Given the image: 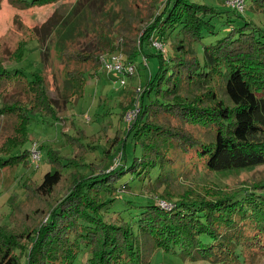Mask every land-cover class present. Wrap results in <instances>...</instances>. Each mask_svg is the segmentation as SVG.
<instances>
[{
    "label": "trees",
    "instance_id": "obj_1",
    "mask_svg": "<svg viewBox=\"0 0 264 264\" xmlns=\"http://www.w3.org/2000/svg\"><path fill=\"white\" fill-rule=\"evenodd\" d=\"M16 1L26 6L57 0ZM88 1L94 9L84 5V13L62 30L60 56L71 59L66 52L72 47L74 58L91 62L93 72L100 55L112 51H121L124 61L139 52L160 58L131 125L142 153L90 175L63 174L59 167L45 171L35 190L52 197L64 183L65 192L28 209L25 197L15 199L9 218L16 210L35 214L52 203L44 221L30 215L27 243L0 224V264H72L81 250L87 252L84 264H145L154 247L185 259L248 264L249 255L264 252V178L173 201L164 192L148 198L121 191H133L136 179L155 190L200 166L197 157L209 170L264 165V26L241 13L245 6L227 2L229 9L195 0ZM243 1L264 11V0ZM90 33L94 47L86 50L79 37ZM169 36L174 50L166 56L151 38ZM88 71L66 63L54 97L41 70L8 67L0 59V166L26 161L28 150L14 154L13 148L26 138L32 114L57 118L58 108L80 95ZM152 89L156 96L146 101ZM49 157L58 164L55 151ZM118 198L122 204L110 207Z\"/></svg>",
    "mask_w": 264,
    "mask_h": 264
},
{
    "label": "rangeland",
    "instance_id": "obj_2",
    "mask_svg": "<svg viewBox=\"0 0 264 264\" xmlns=\"http://www.w3.org/2000/svg\"><path fill=\"white\" fill-rule=\"evenodd\" d=\"M195 1L206 2L221 9L231 8L225 0ZM84 5H89L93 9L95 7L94 3L88 0H57L26 6H23L21 1L0 0V59L4 64L8 67L22 68L27 72L41 70L42 75L49 82L50 93L54 97L57 96L56 85L62 84L66 63L89 70L80 95L73 97L64 107L58 108L57 118L42 113L32 114L26 127V138L13 148L14 154L28 150L26 161H19L16 165L0 166V224H8L10 227L8 231L20 234L18 240L26 243L24 232L27 231L26 224L30 220V215L36 216V221L37 219L44 221L50 204L65 192L64 183L52 194V197L44 196L35 190L36 183L45 171L59 167L63 174L75 172L90 175L100 169L119 166L124 162L125 157L129 161L134 155L139 156L142 153V145L139 141L135 142L134 130L131 128L135 117H129L128 111L137 104L136 88L141 90L145 88L149 78L155 75L160 58L156 54H151L146 57V61H143V56L139 52L133 59L136 65L135 72L121 74L116 70H109L102 63L93 72L91 62L74 58L76 51H72L74 50L72 47L66 52L71 59L60 56L62 30L84 13ZM241 13L264 26V11L258 10L247 1ZM224 17L225 15L221 19ZM139 33L136 34V44ZM79 40L86 50L94 47L91 33L79 37ZM154 40L155 38H151L152 44ZM163 42L165 47L160 51L165 52L167 56L174 50V39L169 36L163 39ZM192 46L201 60L200 45L195 42ZM23 47H25L24 53L16 59ZM163 62L168 64L167 59ZM122 77L124 82L121 81ZM155 96V91L152 89L149 96L145 94V100ZM115 137L118 139L115 140ZM32 147L39 151L40 156L34 163H31L29 156ZM50 150L57 154V165L50 160ZM200 160L199 157L196 158L200 166L192 172L161 183L155 190L145 188L136 179L131 183L134 185L133 191L126 190L121 193L153 198L164 192L170 195L173 201L184 194L229 192L241 184L264 178L262 164L244 168L209 170L202 166ZM24 197L27 199L25 209H28L32 203L53 201L44 210L35 214L20 212L15 207L13 210L16 212L14 211L9 218L11 204L13 205L15 199L22 200ZM121 204L122 200L118 198L110 207ZM115 213L116 211L109 212V215L114 216ZM3 244L2 236L0 246ZM15 251L19 253V247H16ZM86 256L87 252L81 250L72 264H84ZM248 258V264H264V252L251 254ZM145 264L217 263L206 259L181 258L178 254L162 247H154L148 252Z\"/></svg>",
    "mask_w": 264,
    "mask_h": 264
},
{
    "label": "built area",
    "instance_id": "obj_3",
    "mask_svg": "<svg viewBox=\"0 0 264 264\" xmlns=\"http://www.w3.org/2000/svg\"><path fill=\"white\" fill-rule=\"evenodd\" d=\"M226 2L232 6H235L239 10H243L244 6H245L243 0H227ZM153 44H154V47L156 49L164 50L165 44L162 40L155 39L153 41ZM123 58H124L123 54L119 50L112 51L109 53H104V54L100 55L101 63L104 64L109 70H116L117 72H119L121 74L122 73L123 74L124 73L132 74L133 72H135V69H136L135 63L133 61H124ZM143 61H146L145 57H143ZM121 81L124 82L123 77L121 78ZM141 91L142 90L140 88H136L137 104L135 106H133V108L128 111L129 117H132V116L135 117V114H136L137 110L139 109L138 98H139ZM29 156L31 159V163H34L40 157L39 151L35 147H32V149L29 150ZM160 202L162 205L168 204L165 202V200H161ZM85 264H88V263L86 262Z\"/></svg>",
    "mask_w": 264,
    "mask_h": 264
}]
</instances>
